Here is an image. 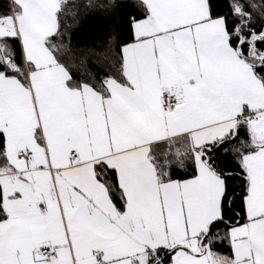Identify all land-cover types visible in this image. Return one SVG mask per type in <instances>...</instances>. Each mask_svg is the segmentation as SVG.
I'll return each instance as SVG.
<instances>
[{
    "label": "snow or ice",
    "instance_id": "obj_1",
    "mask_svg": "<svg viewBox=\"0 0 264 264\" xmlns=\"http://www.w3.org/2000/svg\"><path fill=\"white\" fill-rule=\"evenodd\" d=\"M0 264H264V0H0Z\"/></svg>",
    "mask_w": 264,
    "mask_h": 264
},
{
    "label": "trees",
    "instance_id": "obj_2",
    "mask_svg": "<svg viewBox=\"0 0 264 264\" xmlns=\"http://www.w3.org/2000/svg\"><path fill=\"white\" fill-rule=\"evenodd\" d=\"M92 29H93V24L91 22L87 23L85 25L84 32L82 33V35H85L87 32L92 31Z\"/></svg>",
    "mask_w": 264,
    "mask_h": 264
}]
</instances>
